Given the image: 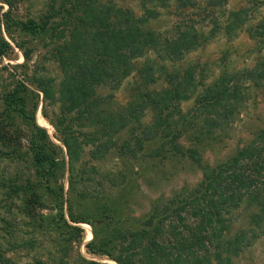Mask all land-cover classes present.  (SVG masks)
<instances>
[{
	"label": "trees",
	"instance_id": "16d2710c",
	"mask_svg": "<svg viewBox=\"0 0 264 264\" xmlns=\"http://www.w3.org/2000/svg\"><path fill=\"white\" fill-rule=\"evenodd\" d=\"M139 1L141 16L114 0H54L46 21L21 23L29 34L53 41L50 53L61 68L58 90L50 79L37 80L44 101L60 104L65 116L61 124L77 117L90 129L91 138L84 142L70 123L65 126L63 142L71 166L85 146L93 149L92 158L103 157L116 133L152 109L156 117L148 132L157 130L163 140L155 149L157 157L161 151L181 156L202 171L197 185L158 200L139 228L112 231L111 240L91 253L118 264H236L235 259L264 236V126L216 165L206 162L203 152L228 134L254 93L264 88V59L253 67L223 71L210 82L198 72L200 64L180 67L187 55L220 31L229 40L236 38L250 21L248 11H227L229 0ZM201 4L223 10L224 22L212 17L213 26L206 31L196 26L199 21L187 20L172 34L148 26L161 9H197ZM52 20L57 22L48 28ZM248 34L264 44V18L250 26ZM3 41L0 55L11 49ZM128 80L130 99L118 106L113 92ZM17 83L18 89L29 90ZM103 86L110 89L106 95L98 93ZM191 100L193 106L185 110L183 104ZM146 134L145 129L140 143ZM4 261L0 254V264Z\"/></svg>",
	"mask_w": 264,
	"mask_h": 264
},
{
	"label": "rangeland",
	"instance_id": "374dc122",
	"mask_svg": "<svg viewBox=\"0 0 264 264\" xmlns=\"http://www.w3.org/2000/svg\"><path fill=\"white\" fill-rule=\"evenodd\" d=\"M114 1L138 16L143 14L139 0ZM53 2L0 0V45L3 40L11 45L0 55V254L6 258L4 264H118L91 250L103 247L116 229L139 228L158 200L197 185L202 171L181 156L170 157L161 151L157 157L155 149L163 140L157 130L148 132L156 117L152 109L116 133L113 146L103 157L92 158L93 149L85 146L80 159L71 166L63 142L65 126L70 123L84 142L91 138L90 129L77 117L70 116L61 124L65 116L60 104L44 101L37 80L50 79L58 90L63 79L60 65L50 53L53 41L41 34L31 35L21 25L31 20L46 21ZM239 9L248 11L250 21L238 36L229 40L220 31L217 38L187 55L180 68L200 64L198 72L210 82L223 71L253 67L264 59V44L248 34L249 27L264 18V0L228 1L227 11ZM161 12L148 23L160 33L172 34L187 20L199 21L196 26L209 31L212 17L225 20L223 10L205 4L184 10L172 6ZM18 80L29 90L18 89ZM129 80L113 92L118 106H125L130 99ZM109 91L103 86L98 93L106 95ZM192 106L193 100L183 104L185 110ZM263 126L264 88L254 93L228 134L205 148V161L211 165L224 161ZM145 129L147 134L140 143ZM235 263L264 264V236Z\"/></svg>",
	"mask_w": 264,
	"mask_h": 264
}]
</instances>
